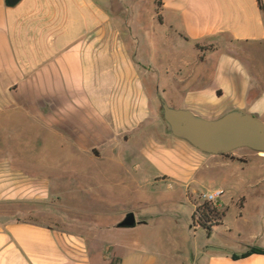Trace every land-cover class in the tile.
Returning a JSON list of instances; mask_svg holds the SVG:
<instances>
[{
	"label": "crops",
	"instance_id": "1",
	"mask_svg": "<svg viewBox=\"0 0 264 264\" xmlns=\"http://www.w3.org/2000/svg\"><path fill=\"white\" fill-rule=\"evenodd\" d=\"M160 1L156 19L150 13L148 23L131 28V22L144 16L137 0H22L15 7L0 0V106L30 105L29 100L12 98L10 93L34 86L43 73L48 90L44 126L52 135L60 129L72 153L99 159L96 153L107 148L126 159L129 149L125 146L132 147L131 137H136L141 147L148 146L146 151L139 149L142 156L155 164L168 163L179 179L187 169L205 171L239 163L240 184L254 197L255 217L244 218L250 197L243 189L238 192L239 183L217 189L224 191L222 219L227 206L235 204L239 219L252 227L248 237L228 251L227 247L214 251L209 244L187 263L264 264V255L258 254L232 259L253 248L264 251V163L253 162L264 160V154L250 150L254 155L203 156L165 131L156 108L159 92L166 91L167 105L204 119L239 109L264 123V69L258 63L259 52L264 51V1L261 8L257 0ZM156 73L166 78L167 85L160 89L150 80ZM30 113L42 120L41 112ZM186 155L192 162L182 165L181 157ZM255 167L263 175L256 177ZM168 175L162 173L153 183L168 180ZM53 185L31 179L0 159V264H110L109 257L116 258L117 264L156 263L152 257L125 258L108 243L106 257L100 242L94 261L91 226L81 221L66 225L62 217L50 214L62 224L58 227L5 211L39 204L51 212L53 201L58 200ZM182 186L189 202L190 187ZM181 200L177 196L168 203L180 205ZM192 214L191 209V220ZM136 223L135 227L152 229L151 221L144 218ZM115 229L125 228L117 225Z\"/></svg>",
	"mask_w": 264,
	"mask_h": 264
},
{
	"label": "rangeland",
	"instance_id": "2",
	"mask_svg": "<svg viewBox=\"0 0 264 264\" xmlns=\"http://www.w3.org/2000/svg\"><path fill=\"white\" fill-rule=\"evenodd\" d=\"M153 1L137 0L144 16L135 24L131 22V28L134 25L138 26V23H148L146 17L150 13L154 14L156 19L157 10ZM134 32L137 37V31ZM259 53L258 63L264 69V51L260 50ZM43 75V73L38 75L40 78L35 81L34 86L22 91L13 90L10 93L12 98L29 100L30 105L0 106V159L10 163L14 169L31 179L54 184L52 192L56 194L58 200L53 201L51 212L39 204L21 205L6 209V212L18 213L24 220L48 221L58 227L62 224L55 222L57 219L51 215L62 217L66 225L71 226L74 225L71 222L81 221L82 225L91 226L95 231L94 261L98 257V242L101 244V254L106 257L110 255L108 244H111L125 258L128 255H135L136 261H145V258L152 257L156 260L155 264H188L195 252H204L209 244L214 251H221L225 247L228 251L236 248L239 242L248 237L247 233L252 227L249 222L245 223V219H239V209L235 204L227 206L225 219H222L223 226H214L208 239L206 233L197 228L195 220H191V209L193 213L194 207L202 204L198 198L200 194L217 189L221 185L234 188L238 183V192L242 191L239 163L234 162L229 168L215 167L205 171L200 168L196 171L187 169L182 172L184 177L179 179L174 177L175 170L168 163L155 164L142 156L139 149L146 151L148 146L143 143L141 147L140 139L136 137H131L132 147L125 146L129 149L126 159L123 155L117 157L112 155L107 148L96 153L99 159L81 155L77 151L72 153L68 143L61 138L60 129L52 135L44 126V98L48 90L45 88L46 78H42ZM150 80L156 89L167 85L166 78L160 77L157 73L152 75ZM159 96L167 103L166 91L165 94L159 92ZM156 108L161 116L159 100L156 102ZM35 111L39 114L41 112L42 120L32 113L29 114ZM165 131L169 132L166 123ZM232 153L240 156L243 153L246 156L254 155L248 149L235 150L230 154ZM181 158L182 165L192 162L188 155ZM253 162L259 165L264 163V160ZM257 169L255 167L257 171L255 176L263 175V170ZM164 172L171 175H168V180L153 183ZM182 184L190 187L191 192H186L189 202L185 200L186 187ZM242 192L248 197L252 195L248 187ZM177 196L182 198L180 205L168 203L170 200H176ZM249 203L244 217L247 220L255 217L254 197H250ZM236 204L238 205V202ZM222 210L224 211L223 208ZM128 213L134 215L136 222L142 221L143 218L147 222L151 221L152 229L140 225L132 229H115ZM71 219L73 220L69 221ZM107 260L111 261L110 264H117L118 261L113 257Z\"/></svg>",
	"mask_w": 264,
	"mask_h": 264
},
{
	"label": "water",
	"instance_id": "3",
	"mask_svg": "<svg viewBox=\"0 0 264 264\" xmlns=\"http://www.w3.org/2000/svg\"><path fill=\"white\" fill-rule=\"evenodd\" d=\"M22 0H5L15 7ZM161 116L172 137L182 140L197 151L212 156H223L238 149L264 154V123L242 110L233 109L216 119H204L190 110L174 109L162 99ZM134 215L128 213L118 228H134Z\"/></svg>",
	"mask_w": 264,
	"mask_h": 264
},
{
	"label": "trees",
	"instance_id": "4",
	"mask_svg": "<svg viewBox=\"0 0 264 264\" xmlns=\"http://www.w3.org/2000/svg\"><path fill=\"white\" fill-rule=\"evenodd\" d=\"M259 7H262L261 0H257ZM156 10H158L161 6L160 0H155ZM224 212L218 211L215 208H213L211 205L203 204L202 206L196 208L193 211L192 219L196 220L197 226L202 228L206 235L209 236L211 234V230L214 226H217L219 224V221L223 218ZM211 220H218V223H210ZM249 254H258V255H264V251L258 248H253L249 253H246L241 256H232V259L237 260L238 258H245Z\"/></svg>",
	"mask_w": 264,
	"mask_h": 264
},
{
	"label": "built area",
	"instance_id": "5",
	"mask_svg": "<svg viewBox=\"0 0 264 264\" xmlns=\"http://www.w3.org/2000/svg\"><path fill=\"white\" fill-rule=\"evenodd\" d=\"M223 196H224V191L222 189L208 190L207 192L199 195L198 198L199 200H201L202 204L201 205L199 204L198 206L194 207V210L202 206L203 204H207V205H211L213 208H215L218 211H222L221 199ZM210 223L212 224L218 223V220H211Z\"/></svg>",
	"mask_w": 264,
	"mask_h": 264
}]
</instances>
